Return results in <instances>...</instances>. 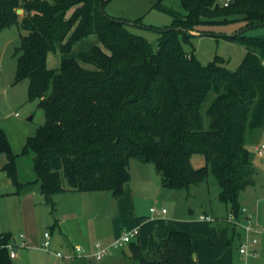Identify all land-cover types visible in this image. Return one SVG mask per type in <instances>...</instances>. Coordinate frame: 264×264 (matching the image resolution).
I'll return each mask as SVG.
<instances>
[{
  "label": "trees",
  "instance_id": "16d2710c",
  "mask_svg": "<svg viewBox=\"0 0 264 264\" xmlns=\"http://www.w3.org/2000/svg\"><path fill=\"white\" fill-rule=\"evenodd\" d=\"M180 2L183 13L162 0L154 4L173 18L171 25L155 28V47L111 18L103 0H0V32L18 21L27 32L16 81L29 80V99L38 100L46 115L21 155L0 130L4 170L18 190V156L33 154L36 182L53 209V196L64 192L121 197L130 162L138 160L152 164L169 190L189 192L212 174L230 215H243L241 193L255 185L257 175L246 137L264 127V37L225 36L246 49L236 70L220 57L201 64L183 42L197 36L191 32L212 35L209 26L264 24V0H234L227 7L219 0ZM94 34L107 52L92 46L79 60L64 58L59 69L48 68L50 52L68 54ZM195 155L205 159L199 168L192 163ZM222 221L227 231H236L234 223ZM11 242L10 234L0 235V264H12ZM128 246L137 264H196L192 239L183 231L162 241L152 238L147 253L136 241Z\"/></svg>",
  "mask_w": 264,
  "mask_h": 264
},
{
  "label": "rangeland",
  "instance_id": "374dc122",
  "mask_svg": "<svg viewBox=\"0 0 264 264\" xmlns=\"http://www.w3.org/2000/svg\"><path fill=\"white\" fill-rule=\"evenodd\" d=\"M103 1L104 11L111 18L126 22V27L129 32L146 39L155 47L158 45L160 39V33L155 28H162L171 25L173 20L172 16L168 13L154 8V4L159 0ZM219 2L222 3L223 0H219ZM162 3L176 11L184 12L180 0H162ZM73 12L74 8L70 9L67 13V17H71ZM19 15L22 17L24 12ZM243 26V21L209 26L206 27V29L210 30L211 33H213L212 35L198 33L197 36L183 42V46L187 52L193 53L203 65H207L216 57H220L224 60L226 68L236 70L245 57L246 49L244 46L228 40L225 36L242 33L243 30L248 28L246 27L242 29ZM26 33L27 32L21 27L20 21H18V23L10 24L0 32V130L5 132L11 150L16 155L23 154L28 140L33 138L39 127L46 122L45 112L39 107L38 100L29 99V80L26 79L20 82L16 81L17 60L21 52L22 36L26 35ZM244 34L247 36L264 37V25L247 29ZM92 46H99L107 52L98 35L94 34L77 42L68 54H62L60 51L50 52L47 57V66L50 70H57L60 68L61 62L64 58L79 60L80 54ZM208 122L209 120L206 119V123ZM263 144L264 127L248 132L246 137V148L252 155L257 175L255 185L247 188L241 193L240 203L243 208H249V214L252 218L251 222L253 223V226H257L262 230V235H259L258 233L251 234L252 237L259 241V249H257L258 256L251 258L248 257L247 261L244 258L246 261L244 264H264V155H258L256 150L257 147H261ZM7 160V154L5 152L0 153V192L8 195L6 198L0 199V228L3 226L1 223H3L4 219H6L7 222H10L8 218L14 214L13 202L17 200L18 195L25 192H29V194L32 195V190H34V186L37 184L32 153L18 156L16 160L18 178L23 184L22 188H19V190L4 170ZM130 163L131 175L133 178H145L143 183H146L149 186L145 195V200H141V203H137V205H139V212L142 215L153 216L149 211L151 207L156 206L160 208L162 205H165L169 210L170 216H178L187 219L188 221L193 220L199 229L205 227V230H213L215 232V237L212 241H209L205 236L203 237L207 242V246H211L213 242L219 245H226L227 242L225 237H228L230 243L228 242L229 246H226L225 248H229L234 255H239V245L244 238V229L242 227L237 226L235 234H233L232 227H229L230 230L227 232L226 227H228V224L224 221L214 222L212 224L199 221V217L204 211H208V213L213 216H222L229 213L226 208H222L223 206L218 208L214 207V204L212 212L209 209V206L203 203V198H206L207 196H210L212 200H214L215 196H218L219 185L212 174L208 178L209 184L193 186L189 192L187 190L175 191L169 190L162 185L161 177L157 174L152 164L142 163L146 168L141 172L137 166L138 160H131ZM192 163L195 168H199L205 163V159L201 155H195L192 158ZM66 197L69 196L61 195L59 196V200H54L59 204L58 207L67 204ZM47 207V217L55 215L56 208L53 209L50 205ZM189 207L192 208V215H188ZM38 223L35 231L40 236L43 235L45 231H49L52 226H45V222L41 221V219L38 220ZM243 223H247V221H244ZM230 226L232 225L230 224ZM222 228L224 230L226 228V232L221 236L220 234L218 235V231L219 229L221 231ZM21 230L22 229L13 231L12 234V238L19 241V246H15L13 250L14 253L18 254V261L16 262V260H13V264H28L30 259L28 251L32 247V244H21L22 240L20 237L26 235V232ZM116 231L122 236L123 233L128 230H126L124 226L118 225ZM239 234L240 236L238 237ZM94 240L96 243L101 241L100 238ZM195 240L197 242L196 236ZM72 243L73 245L81 246L83 248V246L80 245L81 242L77 240ZM102 245L104 246L105 243H102ZM212 246L214 248L219 247L216 245ZM60 251L64 257L67 256L64 250ZM117 251L118 250H116V252ZM126 251L129 253L128 249H126ZM113 254H116L115 251ZM49 257L50 260H48L50 261V264H57L55 257L53 258L52 255ZM107 258L108 256L103 260H106ZM94 260L96 261V259ZM65 261L66 260L63 259L60 262L63 264ZM134 264L137 263L134 262Z\"/></svg>",
  "mask_w": 264,
  "mask_h": 264
},
{
  "label": "crops",
  "instance_id": "0c3cea01",
  "mask_svg": "<svg viewBox=\"0 0 264 264\" xmlns=\"http://www.w3.org/2000/svg\"><path fill=\"white\" fill-rule=\"evenodd\" d=\"M137 166L141 172L146 168L140 161H138ZM144 179H134L131 175L130 180L124 185L123 195L119 198L114 197L109 191L90 193L64 192L56 194L52 198L56 212L55 215L49 217H47V206L50 204L46 202L45 197L40 193L39 184L37 183L34 186V190H32V195H30L29 192L20 193L17 200L13 202L14 214L8 218L10 222H7L6 219H4L3 223H1L3 226L0 228V235H4L3 233L7 232L6 234L12 236L13 231L20 229H22L21 231L26 232V235L21 236L20 239L22 240L21 244H32V247L29 249V251L32 252L28 251V254H30L28 264H50V255H52L53 258L55 257L57 264H61L60 261L63 259L66 260L63 264H75L76 262H79L80 264H134L135 261L131 258V252L128 245L118 249V253L115 251V255L113 253L109 255L106 260H98L94 256L96 252V241L94 239L100 238L101 241H98L97 243H100L101 245L102 243H105V245L102 246L108 247L115 239L121 236L118 234V231H116L118 225L124 226L128 231L135 227L139 228V237L134 241L139 244L144 253L149 251V244L152 238L157 241H162L166 239L172 231H183L188 233L192 239L196 254V264H244L248 257H252L245 256L241 254L240 251L238 255L239 257L231 253L229 248H225L226 246L228 247L230 243L228 237H225L227 242L226 245H219L213 242L211 246H207V242L203 237L205 236L209 241H212L215 237V232L213 230H205V227L199 229L193 220L188 221L187 219L178 216H170L169 210L165 205H162L159 208H165L167 210L165 215L156 216L153 213V216L142 215L139 212V205H137V203H141L145 200V195L149 188L146 183H143V181H145ZM205 184H209V180ZM61 195L69 197H66L67 204L58 207L59 204L54 200H59V196ZM7 196V194L0 192V199L6 198ZM173 197L175 198L174 195ZM203 203L208 205L212 212L213 204L214 207L218 208L223 206L222 208H226L228 211L226 205L219 200L218 196H215L214 200H212L210 196H207L206 198H203ZM246 211V215L250 216L249 208H247ZM192 214V208L189 207L188 215ZM203 215L213 217L215 219L214 222H220V220L227 219L230 216V213L222 216H213L209 214L208 211H204L201 216ZM246 215H242L239 219L242 222L246 221ZM201 216L199 217V221L211 224L214 223L202 220ZM40 219L45 222V226L49 227L52 225L49 230L51 232L49 251H45L42 248L45 241L44 234L46 231L41 236L35 231L39 224L38 220ZM225 230L222 228L220 231L219 229L218 235L220 234L222 236L226 232ZM229 230L227 232H229ZM232 233L235 234L233 231ZM243 233L245 238V230ZM258 234L260 235L261 233ZM195 236L197 237V242ZM239 236L240 234L238 237ZM76 240L81 242L80 245H82L83 248L81 246L73 245L72 242ZM9 245L11 246L9 247L11 252L14 250L15 246H19V241L12 238V242ZM212 245L219 247L214 248ZM77 247H80L83 250V253L78 254L76 252ZM126 249L129 250V253H127ZM257 249H259V242L256 246L251 247V250ZM60 250H64L67 256H63L62 259H59L56 254L61 253ZM11 259L12 264L13 260H16L17 262L18 254L15 253V257ZM94 259H96V261Z\"/></svg>",
  "mask_w": 264,
  "mask_h": 264
},
{
  "label": "built area",
  "instance_id": "2783aa9c",
  "mask_svg": "<svg viewBox=\"0 0 264 264\" xmlns=\"http://www.w3.org/2000/svg\"><path fill=\"white\" fill-rule=\"evenodd\" d=\"M232 2V0H223L222 5L227 7L229 6V4ZM258 155L263 156L264 154V144L261 147H257L256 148ZM151 213H153L156 216H162L165 215L167 213V210L165 208H157V207H153L151 208ZM247 211L245 208H242V214L246 215ZM202 220L205 221H209V222H214L215 219L211 216H206L203 215L201 216ZM228 222L230 223H234L236 226H240L245 230L246 236L244 238V240L242 241L240 247H239V251L241 254L245 255V256H252V257H257L258 256V252L257 250H251V247L256 246L258 244V239L250 236L252 233H261L262 230L259 229V227L257 226H253L252 218L248 215L245 216V220L247 221V223H243L240 219H236L233 215L228 217ZM45 237V241L42 245V248L45 251H49V247L51 244V232L50 231H46L44 234ZM139 237V228L135 227L134 229L124 232L123 235L121 237H119L118 239H116L115 241H113V243L111 245H109L108 247H103L100 243H96L95 248H96V252L94 254V256L98 259V260H102L105 257L111 255L114 251L123 248L124 246L128 245L130 242L134 241L135 239H137ZM8 247H11L10 245ZM76 252L78 254L83 253V250L80 247L76 248ZM56 256L59 259L63 258V255L61 253H57ZM10 257L14 258L15 257V253L14 251L10 252Z\"/></svg>",
  "mask_w": 264,
  "mask_h": 264
},
{
  "label": "water",
  "instance_id": "95a60500",
  "mask_svg": "<svg viewBox=\"0 0 264 264\" xmlns=\"http://www.w3.org/2000/svg\"><path fill=\"white\" fill-rule=\"evenodd\" d=\"M232 2H234V0H232ZM101 9H103V7H102V4H101ZM24 11L23 10H21V9H19V10H17V13L18 14H20V13H23ZM264 24H260V25H256V26H263ZM256 26H250V27H248L247 29H250V28H252V27H256ZM247 29H245V30H243V32L242 33H244ZM191 34L192 35H198V33H194V32H191ZM240 33H237V34H235V35H231V36H229V37H236L237 35H239ZM16 242V241H15ZM194 259L196 260V254H194Z\"/></svg>",
  "mask_w": 264,
  "mask_h": 264
}]
</instances>
